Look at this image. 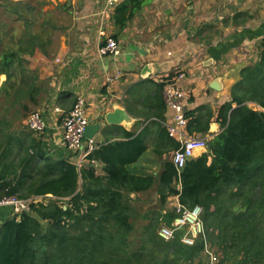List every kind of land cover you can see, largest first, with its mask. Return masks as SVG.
Instances as JSON below:
<instances>
[{"label": "trees", "instance_id": "trees-1", "mask_svg": "<svg viewBox=\"0 0 264 264\" xmlns=\"http://www.w3.org/2000/svg\"><path fill=\"white\" fill-rule=\"evenodd\" d=\"M146 1L123 0L111 17L113 25L122 31ZM3 6L21 26L18 33L0 28V200L41 199L1 223L0 264H209L201 241L188 247L178 234L168 241L158 236L161 223L174 218L165 211L173 196L186 208H202L217 264H264V37L257 60L240 70L230 101L219 107L220 132L207 140L205 152L185 163L178 189L170 155L179 143L164 126L163 93L167 84L176 85L173 73L157 83H138L140 107L126 100L129 113L142 118L135 130L116 126L121 139L95 145L80 164L79 153L50 154L42 133L9 126L29 113L28 103L40 106L49 92L30 59L36 53L50 56L55 27L34 18L35 9L24 1L5 0ZM184 116L189 135H208L210 110L184 109ZM149 149L160 166L157 175L136 168ZM154 187L160 211L132 244L131 196Z\"/></svg>", "mask_w": 264, "mask_h": 264}, {"label": "crops", "instance_id": "crops-1", "mask_svg": "<svg viewBox=\"0 0 264 264\" xmlns=\"http://www.w3.org/2000/svg\"><path fill=\"white\" fill-rule=\"evenodd\" d=\"M102 2H80L78 20L72 23L67 38L63 37L54 61L40 53L31 58L40 78L54 76L55 81L49 102L40 111L46 122L41 134L45 149L55 156L67 154L61 123L78 97L86 103L89 124L105 123V115L116 108L124 109L131 119L120 125L105 124L92 140L83 139L81 152L90 145L94 148L121 139L116 126L132 131L142 119L135 118L126 107V100L140 107L142 91L136 89L137 84L145 80L157 83L178 71L185 73L176 82L185 93L184 109L204 107L212 113L208 135H192L208 140L218 134L219 107L230 101V90L240 70L257 60L264 37V0H147L122 31L113 25L112 16L100 19ZM113 36L118 55L100 56L105 37ZM249 106L259 109L255 104ZM172 115L166 107L165 124ZM141 160L138 172L145 166ZM97 173L101 174L100 166ZM10 212L9 207H0V223L10 217Z\"/></svg>", "mask_w": 264, "mask_h": 264}, {"label": "built area", "instance_id": "built-area-1", "mask_svg": "<svg viewBox=\"0 0 264 264\" xmlns=\"http://www.w3.org/2000/svg\"><path fill=\"white\" fill-rule=\"evenodd\" d=\"M123 0H103L102 7L98 11V16L101 20H109L114 9ZM104 36V33L101 32ZM100 56L112 54L118 55V47L114 39L105 37V45L99 48ZM174 81H178L185 77L183 71L173 73ZM164 101L168 110L173 111L170 122L164 123L167 134L170 138L179 143V147L170 155L178 177L174 185L179 189L180 180L179 172L184 167L185 163L191 158L206 151V139L187 134L188 119L184 116V107L182 99L185 93L176 85L167 84L164 88ZM89 124L87 119L86 103L81 98H76L71 109L63 114L61 131H62V145L63 148L70 153H80L76 161L80 164L86 155L93 149L90 145L87 151H82L83 133L85 127ZM25 125L29 130L36 134L44 132L46 122L40 111L32 112L25 119ZM174 201H167L166 210H171L174 218L169 225L162 222L157 230L158 236L165 240H172L179 235V240L184 246L193 247L197 241L202 242V255L207 259L209 264H217L218 254L212 246L209 238L206 235L202 221V208L195 206L193 208H186L179 203L178 196H173ZM170 198V197H169ZM168 198V199H169ZM41 198L35 197L28 200H20L16 197H8L0 200V207H9L10 217L19 216L23 211H27L32 201L37 202ZM167 199V200H168ZM1 225V223H0Z\"/></svg>", "mask_w": 264, "mask_h": 264}, {"label": "rangeland", "instance_id": "rangeland-1", "mask_svg": "<svg viewBox=\"0 0 264 264\" xmlns=\"http://www.w3.org/2000/svg\"><path fill=\"white\" fill-rule=\"evenodd\" d=\"M14 2L17 1H24L26 4L30 5L35 9V15L34 18H37L38 20L45 21L49 20L55 27L54 29V36H53V45L51 46V54L49 57H47L50 60H53L56 58V52L59 48V45L61 41L63 40V37L67 38L68 33L71 31V25L72 23H76L79 17V14L82 10V7L80 6V2L82 0H12ZM5 3V0H0V28L3 30H7L11 27L15 29V31L18 33L20 31L21 24L15 23L14 19L15 16L10 15L5 6H3ZM22 13L24 15L29 14L26 12V8L22 9ZM27 17V16H26ZM30 67L35 69L33 61L30 59ZM39 74V73H38ZM39 76H41L39 74ZM42 79V85L45 88L46 91L49 92L46 95H42L44 98L41 105L38 107H34L32 105H29L30 111L29 113L35 112V111H42L41 109L47 104L48 99L50 98L53 87L51 84L54 81V76L47 77V78H41ZM4 80V77H0V82ZM49 102V101H48ZM28 113V114H29ZM27 114V115H28ZM19 115L22 116V112L19 113ZM26 115V116H27ZM20 118L22 121H18L20 119H16L14 121H10L9 126L14 130L19 125L20 127H25V119ZM144 154V158L141 160V163H144L145 166L144 170H148V173L157 175L160 166L156 163L154 158L150 153ZM145 172V171H144ZM65 201H60V204H64ZM131 206H132V217L131 221L134 224L135 231L130 239L132 244L138 243V239L140 237V231L141 228L148 222V219L152 217L155 213H158L160 211V205L158 200V194L156 191V188H152L146 193L138 194V195H132L131 196Z\"/></svg>", "mask_w": 264, "mask_h": 264}, {"label": "water", "instance_id": "water-1", "mask_svg": "<svg viewBox=\"0 0 264 264\" xmlns=\"http://www.w3.org/2000/svg\"><path fill=\"white\" fill-rule=\"evenodd\" d=\"M131 119L127 115L126 111L124 109L116 108L112 112H109L104 117V122H98L93 124H88L85 127L84 133H83V139L85 140H92L94 135L98 133V131L101 129L102 126L105 124L107 125H120L124 121L129 122ZM65 209V208H64Z\"/></svg>", "mask_w": 264, "mask_h": 264}]
</instances>
